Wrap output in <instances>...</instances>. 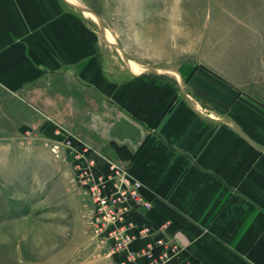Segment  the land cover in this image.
I'll return each mask as SVG.
<instances>
[{
	"label": "crops",
	"instance_id": "0c3cea01",
	"mask_svg": "<svg viewBox=\"0 0 264 264\" xmlns=\"http://www.w3.org/2000/svg\"><path fill=\"white\" fill-rule=\"evenodd\" d=\"M74 1L0 0V118L72 138L102 173L126 167L173 264H264V84L196 53L157 71L173 51L155 29L127 65Z\"/></svg>",
	"mask_w": 264,
	"mask_h": 264
},
{
	"label": "rangeland",
	"instance_id": "374dc122",
	"mask_svg": "<svg viewBox=\"0 0 264 264\" xmlns=\"http://www.w3.org/2000/svg\"><path fill=\"white\" fill-rule=\"evenodd\" d=\"M76 8L127 65L131 51L147 53L155 29L173 51L156 57L171 60L157 71L196 53L240 84H264V0H80ZM54 142L33 119L0 120V264H120L90 229L74 159L57 156Z\"/></svg>",
	"mask_w": 264,
	"mask_h": 264
},
{
	"label": "built area",
	"instance_id": "2783aa9c",
	"mask_svg": "<svg viewBox=\"0 0 264 264\" xmlns=\"http://www.w3.org/2000/svg\"><path fill=\"white\" fill-rule=\"evenodd\" d=\"M63 150L74 159L89 197L90 229L110 245V255L116 256L120 264H173L171 259L179 248L165 239L161 229L138 222L139 211L152 207L142 194L141 181L112 161L107 173L100 172L88 150L74 144L72 138L54 142L52 151L57 156Z\"/></svg>",
	"mask_w": 264,
	"mask_h": 264
},
{
	"label": "bare ground",
	"instance_id": "6f19581e",
	"mask_svg": "<svg viewBox=\"0 0 264 264\" xmlns=\"http://www.w3.org/2000/svg\"><path fill=\"white\" fill-rule=\"evenodd\" d=\"M70 2H73V3H76L74 0H69ZM88 14H90V13H88ZM92 17V16H91ZM132 66H134V65H132ZM134 68L136 69V67L134 66Z\"/></svg>",
	"mask_w": 264,
	"mask_h": 264
},
{
	"label": "trees",
	"instance_id": "16d2710c",
	"mask_svg": "<svg viewBox=\"0 0 264 264\" xmlns=\"http://www.w3.org/2000/svg\"><path fill=\"white\" fill-rule=\"evenodd\" d=\"M140 247V246H139Z\"/></svg>",
	"mask_w": 264,
	"mask_h": 264
}]
</instances>
